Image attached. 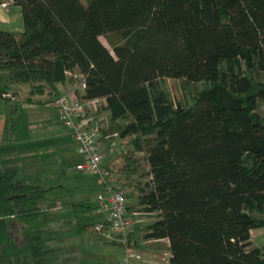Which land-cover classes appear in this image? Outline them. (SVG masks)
Listing matches in <instances>:
<instances>
[{
  "label": "trees",
  "instance_id": "trees-1",
  "mask_svg": "<svg viewBox=\"0 0 264 264\" xmlns=\"http://www.w3.org/2000/svg\"><path fill=\"white\" fill-rule=\"evenodd\" d=\"M14 5L24 29L0 30L5 85H28L21 99L28 105L52 104L73 88L66 72H76L86 82L81 102L104 99L93 113L107 116L99 145L117 141L121 152L101 167L120 173L121 187L110 186L124 196L134 223L125 238L102 237L106 243L123 255L166 240L168 264H264V237L251 247L252 233L264 230V0ZM168 79L184 83L189 102L173 101ZM8 95L0 90L14 114L19 101ZM16 176L0 164V232L12 245L1 253L54 264L62 243L38 224L50 213L51 189ZM64 207L74 212L64 227L94 232L102 222L85 218L95 210L89 201Z\"/></svg>",
  "mask_w": 264,
  "mask_h": 264
},
{
  "label": "rangeland",
  "instance_id": "rangeland-1",
  "mask_svg": "<svg viewBox=\"0 0 264 264\" xmlns=\"http://www.w3.org/2000/svg\"><path fill=\"white\" fill-rule=\"evenodd\" d=\"M23 29L20 7L13 5L8 9L0 8V30L21 32ZM100 41L109 51H112L105 37H101ZM7 77V73L0 70V90H6L9 93L8 97H12V102H19L13 114V103L7 104L0 99V161L4 168L17 170V182L27 181L30 184L44 185L51 189L47 194L46 203L57 205L61 210L45 215L40 220V224L46 226L57 224L53 229L56 230L58 239L63 241L61 245L63 249L58 250L60 259L54 264H113L122 255L120 246L106 243L95 231L81 232L75 225L61 228L58 224L74 217L73 210L64 205L78 201H89L95 207V210L85 218L97 221V198L107 194L110 183L117 188L121 187L120 173L112 167L108 177H102L99 173L75 171L65 174V168L73 167L82 161L75 142L70 138L69 130L59 121L58 114L51 103L28 105L22 102L24 94L29 92V86L24 84L7 86L5 85ZM165 87L174 102L190 101L186 86L181 81L168 79ZM39 98L42 101L49 100L48 96ZM100 116L107 122L106 114L102 113ZM13 119L16 122L15 132L12 131ZM98 151L104 155L102 166L107 164L115 154L120 153L121 147L119 142L114 141L112 144H100ZM102 172L107 173L103 168ZM85 218L81 217L79 220L83 221ZM0 234L4 237L0 238V264L12 262V264H27L26 261H16L12 251L9 254L3 251L1 253V250H11L12 245L5 239L6 231H1ZM263 237L264 230L254 231L251 247L260 246ZM159 245L162 248L160 250L141 245L140 252L149 254L146 258L143 256L148 263L166 264L168 261L167 243L163 242Z\"/></svg>",
  "mask_w": 264,
  "mask_h": 264
},
{
  "label": "built area",
  "instance_id": "built-area-1",
  "mask_svg": "<svg viewBox=\"0 0 264 264\" xmlns=\"http://www.w3.org/2000/svg\"><path fill=\"white\" fill-rule=\"evenodd\" d=\"M14 1L0 0V8L8 9L14 5ZM66 75L74 80L73 88L56 98L52 105L58 114L59 121L71 132L77 144L78 154L82 159L74 167H68L66 172L99 173L102 177H108L109 173L102 172L101 167L104 155L98 151L99 140L102 130L106 128V121L104 117L93 114L99 111L104 99L96 98L87 103L81 102L78 93H82L86 88L84 75L76 72H66ZM88 111L91 115H88ZM97 205L102 222L97 223L94 230L106 239H112L114 236L125 238L132 230L134 223L127 213L122 193L110 186L106 195L98 196ZM145 263L146 259L140 252L125 249L117 264ZM166 264H168L167 261Z\"/></svg>",
  "mask_w": 264,
  "mask_h": 264
},
{
  "label": "crops",
  "instance_id": "crops-1",
  "mask_svg": "<svg viewBox=\"0 0 264 264\" xmlns=\"http://www.w3.org/2000/svg\"><path fill=\"white\" fill-rule=\"evenodd\" d=\"M60 90H61V92H65V91H67V90H69V88L66 86H60ZM69 130V129H68ZM12 131H14L15 132V127H13L12 126ZM70 132V131H69ZM70 138L71 139H73L72 138V135H71V132H70ZM10 140H12V138L10 139ZM74 141V140H73ZM75 142V141H74ZM75 146H76V148H77V144L75 143ZM0 164L1 165H3L2 164V162L0 161ZM74 167V166H73ZM68 168V167H67ZM67 168H65L64 169V172H65V174H67V173H72V172H74V171H72V172H66V169ZM6 169H10V170H16V169H14V168H6ZM17 171V170H16ZM19 173V172H18ZM25 183H28V184H30L29 182H27V181H24ZM32 184V183H31ZM49 206V208H50V213H55V212H58V210H61V209H59L60 207L59 206H57V205H48ZM49 213V214H50ZM98 219H97V221H99L100 219H101V216L99 215V212H98ZM67 220H69V219H67ZM60 220L58 219V222H59ZM63 221H65V220H63ZM63 221H61V222H59V226L62 228V227H64V226H62L61 225V223L63 222ZM139 221H141V220H139ZM38 224L40 225V226H42V227H44L45 229H47L49 232L48 233H46L47 235H49V236H51V238H53V239H57L58 241H59V243H62L63 241H60L58 238V234H56V230L55 229H53V227H55V226H57V224H55V225H42V224H40V221L38 222ZM163 242H165V243H167V241L166 240H160V241H147V242H144V243H142V245H150L151 247H153L155 250H157V248L159 247V244H162ZM61 245H63V244H61ZM61 247H63V246H61ZM167 247V246H166ZM63 249V248H62ZM154 254H157V253H155L154 252ZM148 255L149 254H145L144 253V257L146 258V257H148ZM119 258H120V256L113 262V264H116L117 262H118V260H119ZM147 262V261H146ZM148 263V262H147ZM147 263H145V264H147Z\"/></svg>",
  "mask_w": 264,
  "mask_h": 264
}]
</instances>
